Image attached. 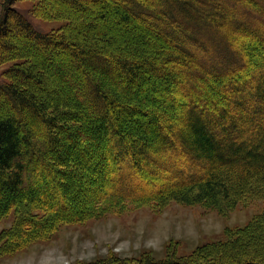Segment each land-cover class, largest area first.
Segmentation results:
<instances>
[{"label":"trees","instance_id":"1","mask_svg":"<svg viewBox=\"0 0 264 264\" xmlns=\"http://www.w3.org/2000/svg\"><path fill=\"white\" fill-rule=\"evenodd\" d=\"M21 1L0 0L3 254L130 205L264 199V0H37L65 22L48 33ZM83 264H264V215L187 255Z\"/></svg>","mask_w":264,"mask_h":264},{"label":"rangeland","instance_id":"2","mask_svg":"<svg viewBox=\"0 0 264 264\" xmlns=\"http://www.w3.org/2000/svg\"><path fill=\"white\" fill-rule=\"evenodd\" d=\"M37 4V0H24L13 7L41 33L64 25V21L34 14ZM2 11L0 6V14ZM7 67H0V84ZM105 146L110 147L108 143ZM44 181L45 177L40 176L37 184L43 186ZM258 215H264V199L242 203L227 214L203 205L176 202L161 209L130 205L118 213L62 225L51 238L32 243L14 255L0 251V264H83L113 255L128 259L148 255L160 261L173 248L179 255H187L200 244L224 239L228 231L244 228ZM12 220L9 217L0 222V233L11 226Z\"/></svg>","mask_w":264,"mask_h":264}]
</instances>
